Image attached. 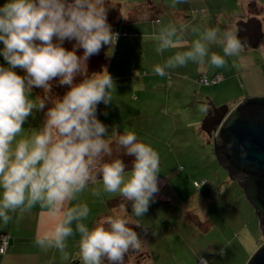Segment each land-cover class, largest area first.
Segmentation results:
<instances>
[{
    "label": "clouds",
    "instance_id": "clouds-1",
    "mask_svg": "<svg viewBox=\"0 0 264 264\" xmlns=\"http://www.w3.org/2000/svg\"><path fill=\"white\" fill-rule=\"evenodd\" d=\"M179 31L183 32V27ZM157 39L158 53L182 43L173 25L161 29ZM65 40L76 41L72 51L62 46ZM117 40L118 33L107 22L104 0H8L0 7V42L4 46L0 55L8 65L0 66V221L7 225L13 219L11 214L19 213L20 219L37 206L41 215L62 217L50 234L37 236L35 244L64 253L75 224L80 235V264H103L105 260L124 264L125 255L130 249H140L142 240L127 226V220L111 216L90 229L84 223L90 213L88 205L68 206L71 201L102 177L105 192L119 193L132 202L134 216L144 217L159 191V154L138 142L134 133L112 132L118 135L117 144L125 154L135 157L130 173L122 159L104 162L106 156L111 157L112 148L104 138L109 136L108 130L97 118V106L112 102L115 84L106 69L89 76L86 62L104 45L111 50ZM211 44L221 46L224 56L209 55ZM81 48L83 56H78ZM241 50L242 41L233 32L209 28L192 41L190 50L177 52L163 66L155 65L153 72L163 77L168 75L166 69L189 61L220 68L226 64L224 57L238 56ZM16 68L25 75H18ZM78 76L83 80L74 83ZM56 78L60 86H71L70 90L51 100L53 107L45 113L40 129L25 130L23 125L33 111L46 107ZM34 87L46 94L43 99L36 98L39 103L31 98ZM92 194L98 197L100 191L93 188ZM143 229L147 233L148 229ZM199 264L208 262L201 256Z\"/></svg>",
    "mask_w": 264,
    "mask_h": 264
},
{
    "label": "crops",
    "instance_id": "crops-1",
    "mask_svg": "<svg viewBox=\"0 0 264 264\" xmlns=\"http://www.w3.org/2000/svg\"><path fill=\"white\" fill-rule=\"evenodd\" d=\"M138 2L134 4L127 19L130 24L137 25V29L140 28L143 36L141 41H138V32H134L130 37L132 39L130 42L141 50L147 51L148 46L159 45L157 37L160 30L173 25L178 29V36L181 38L182 43L178 47L164 50L170 54L168 58L174 56L177 52L190 50L192 41L198 39L196 35L202 33L205 29L220 26L221 33L225 30H230L236 35L241 28V23L252 17L261 19L264 23V0H186V2L182 3L177 2V0H145L144 7H147L146 9L137 5ZM168 3H170V7H168ZM158 4L163 7L162 12L159 14H157ZM140 5L142 6V4ZM164 19H166V25L164 24ZM181 27L184 29L183 32L179 31ZM193 28L198 29V31L193 32ZM150 36L155 43L148 39ZM242 48L250 47L242 45ZM119 51V48H117L116 54H119ZM211 53L224 56L222 47L215 44L209 45V55ZM224 58L226 60L225 65L230 60L228 65L250 67L247 71L245 68V75L250 74L253 76L252 79L261 80V82L264 80V72L261 71V67L264 68V61L254 59L253 54L249 51L242 49L238 56H227ZM110 61L112 62L109 63L107 71L112 76L115 86L111 91L112 102L107 106L103 103V112L99 119L108 130L109 136L104 138H108L109 142H111L116 136L112 133L113 129L117 133L123 132L127 134L132 132L136 135L137 140L150 145L158 152L160 161H187L190 163V167L197 165L200 173H192L189 176L194 183L195 190L193 194L187 196L186 200H184L182 187L184 184L187 185V183L183 180L184 178L182 179L183 173H177L175 167H172V171L165 172L166 175L162 179L163 183L158 184L159 191L154 194V202H150L149 210L144 217L134 216L132 202L124 200L119 193L105 192L101 179L97 180L95 185L90 184L84 192L79 194L78 199L71 201L68 206L77 203H86L88 205L90 213L84 223L90 229L94 228L99 220L111 216L127 220L128 227H131L134 231H139L146 238L157 233L155 225L157 224L158 216L156 215L160 206L165 205L172 209L174 205H180L186 211L187 209L190 212L192 210L203 211L202 217L204 218L202 220L207 227L212 226V220L209 218L211 211L215 213L220 211L230 215L231 211L234 210L230 217L234 221H240L241 223L243 221H251L253 225L255 224V231L251 230L246 224L241 232V237L240 235H232L235 244L238 246L239 242L242 241L247 249L248 243H254L255 245L259 241V248L264 241L259 235V231L261 232L262 230L260 220L255 209L242 196L241 187L237 184L239 189L237 191L238 189L236 190L232 188L233 186L226 185L220 178L215 180L212 166L204 162H211L212 153L210 147L211 144L213 146L212 138L201 127V119L205 112L207 113V110L189 109L191 103L198 105L200 103L195 101L205 98L207 93V90L204 91L205 87L211 85L217 87L224 84L227 80V73H223V76H221L218 73L222 69H216V71L211 72L207 68L211 65L210 63L201 66L189 61L185 66L180 67H197L194 73L197 77L192 75V78H189V75L181 71L172 72V70V73L163 77L154 74V72L152 74H140L135 77L133 74H126L129 66V63L126 62L125 74L118 76L111 72V69L113 70L114 65L117 63L112 58ZM138 70V68L131 69L132 73ZM201 73L210 77H220V80L217 84H201L199 83V79L203 77L200 75ZM222 77L225 78V81H223ZM174 83H177V85L174 86ZM208 88L210 89V87ZM195 89L198 91H195ZM36 90L34 87L31 98L34 99V102L39 103L42 95ZM253 95L252 93L251 96H248L256 98V94L254 97ZM259 97H264V95ZM50 107H53V104ZM46 112L47 110L44 109L34 110L33 114L29 116L23 125L24 129H40L46 119ZM105 121L107 123H104ZM146 127L149 128L148 131H154L155 135L150 136L153 138L145 140L139 134V129ZM201 162L203 163L201 164ZM127 172L130 173V171ZM158 176L160 177L161 174ZM174 180L180 184L178 189L173 186ZM196 183H200V186H197ZM93 188L100 191V196L97 197L92 194ZM11 215H13V219L7 225L0 221V232L6 233L9 239L5 254L0 253V264H80V235L75 232V224H73L74 234L67 239L65 252L61 253L55 248L41 249L35 244V240L37 236L50 234L62 217L54 218L41 215L39 206L33 208L31 212L24 213L20 219H17L19 213ZM137 224L142 227H137ZM143 228L148 229L147 233H145ZM261 234H263V231ZM142 247L144 246L141 244L140 249L132 250V252L129 250V255L127 260H124V264H131L130 261L133 260V255L140 254ZM145 251L148 256V250L146 249ZM65 254L67 258H65ZM103 264L108 263L104 261Z\"/></svg>",
    "mask_w": 264,
    "mask_h": 264
},
{
    "label": "rangeland",
    "instance_id": "rangeland-1",
    "mask_svg": "<svg viewBox=\"0 0 264 264\" xmlns=\"http://www.w3.org/2000/svg\"><path fill=\"white\" fill-rule=\"evenodd\" d=\"M116 1L122 5L121 16L123 19L129 18L131 9L133 8L134 4H136V2L138 1L139 2L137 5L145 9L147 8L144 7L145 0ZM7 2L8 0H1L0 7H2ZM110 2L111 1H109V3ZM114 3L115 0H113L111 4H108L106 6L107 14L118 13L117 10L115 11L117 6ZM139 3L142 4V6ZM131 4L133 6H131ZM168 7H170V3H168ZM162 8L163 7L158 4L157 14L162 12ZM165 21L166 19H164V24L166 25ZM262 24L264 30L263 21ZM136 26L137 25H127L125 29L123 28L124 31L129 33V36L120 38L113 48L114 52L112 60H115L117 64L114 65L113 70L111 69V72L115 73L118 76H122L123 74H125V69L127 67V65L125 64L126 62L129 63L126 74H133L135 77H138L140 74H152L154 66L158 64L163 66L166 62V59H168V56L170 55L165 51H163L162 53H158L156 51L157 47L159 46L158 44L150 45V47L148 46L147 51H143L138 46H135L133 43H131L130 41H132V39H130V34L138 32V41H141V38L143 36L140 28L137 29ZM216 28L220 29V26ZM200 34L201 33H198L196 36L199 38ZM237 35L238 33L236 34V37ZM148 39L155 43L154 39L151 36ZM55 42L57 41L54 38V43ZM75 44V40H65L62 46L68 51H72ZM3 47V43L0 42V49H2ZM117 48H119L120 50L119 54H116ZM242 49H245L246 51L252 53L254 59L256 58L258 61H264V42L261 43L259 48L254 50L250 48ZM76 54L79 55L78 52ZM96 55L97 54L92 55L91 58H93V60H96L97 62L99 60L94 57ZM89 61L86 62L87 65L90 63ZM229 62L230 60H228L227 65L220 68L212 65H209V67H207L208 69H210L211 72L216 71V69H222V71H220L218 74H221V76H223V73H227V80L224 84L218 85V88L214 85L205 87L204 91L207 90L205 98L197 99L195 102L200 103L198 105L195 103H191L190 106L188 105L189 109L206 108L207 110L208 106L205 104H208L210 102L216 107L227 106L230 109H233L235 106H237L244 100L252 98L248 96H251L252 93L254 95L256 94L255 97L264 95V80H262L261 82V80L259 81L252 79L253 76L250 74L245 75V68L247 71L248 69H250V67H237L235 65H228ZM0 66L8 67L7 62L4 60L2 55H0ZM132 68H138L139 70L132 73ZM166 70H168L166 71L168 72V74L172 73L173 71H181L182 73L189 75V78H192V75L197 77V75H194L197 70V67L193 66L176 67L174 69ZM14 71H16L18 75H25L24 70L20 68H16L14 69ZM261 71L264 72L263 67H261ZM137 72H139L138 75H136ZM200 75H202L203 77H207L209 81H214L216 79V77H210L204 73H201ZM222 78L223 81H225V78ZM75 81H78L77 78ZM173 85L176 86L177 83H174ZM208 87H210V89ZM36 89V91H38L40 95H46L42 88ZM195 91L198 90L195 89ZM206 115L207 113L205 112V115L201 119V127ZM104 123L107 122L105 121ZM148 130V127L139 129V134L145 140L153 138L150 136L155 135L154 131L150 132ZM210 149L212 153V160L211 162H204L206 164L209 163L212 166V173L215 174V180H218V178H220V180L222 182H225L226 185H229L231 187L233 186L232 188H235L237 190V182H234L231 179L229 173L220 165L214 153V148L212 144ZM202 163L203 162H201V164ZM189 164L190 163H188L187 161H160L159 174H161V176H158L157 178V181H159L158 184L163 183L162 179H164V176L166 175L165 172H170L172 171V167H175V169H177V173H183L182 179L184 178L183 180L187 183V185L184 184L182 187V197L184 200H186L185 198L193 194L195 190V187L193 186L194 183L189 176L192 175V173H200V170L197 165L190 167ZM216 172H218V174H216ZM228 181L230 182L228 183ZM174 182L175 183L173 184V186L178 189V187H180V184L175 180ZM237 191H239V189ZM104 196H106V194H104ZM233 211L234 210L231 211L230 215L227 213H221L220 211H218L217 213L211 211L209 218H211L212 220V226L207 227L205 226L202 220L204 218L202 217L203 211L192 210L190 212L188 209L186 211L184 207L180 205H174L172 209L168 208L165 205L160 206L157 209L156 215L158 216L157 224L155 225V227L157 228V233L155 235H150L151 237L148 236V238H146L145 236H143L142 233L136 231L139 238L142 240L141 244L144 247L141 248L142 252H139L140 254L133 257V260L130 261V263L199 264V258L203 256L207 260L208 264H247L251 257L254 255V253L257 251L259 241L255 245L254 243H248V248L246 249V245L242 241H240L239 245L237 246L234 242V239L232 238V235H240L241 237V232L243 231V228L246 224H248V227L251 230L255 231V224L253 225L251 221H243L242 223L240 221H234L233 218H230ZM255 221L257 222L256 218ZM261 233L262 230L261 232L259 231V235L263 240L264 236H262L263 234ZM146 249L148 250V256L146 255Z\"/></svg>",
    "mask_w": 264,
    "mask_h": 264
},
{
    "label": "water",
    "instance_id": "water-1",
    "mask_svg": "<svg viewBox=\"0 0 264 264\" xmlns=\"http://www.w3.org/2000/svg\"><path fill=\"white\" fill-rule=\"evenodd\" d=\"M237 38L243 46L256 49L264 42L262 22L252 17L240 25ZM203 131L212 138L214 151L231 168L232 180L243 187L246 178L254 181L248 200L264 228V97L246 99L233 109L207 104ZM221 165V166H222ZM263 222V224H262ZM247 264H264V241Z\"/></svg>",
    "mask_w": 264,
    "mask_h": 264
},
{
    "label": "trees",
    "instance_id": "trees-1",
    "mask_svg": "<svg viewBox=\"0 0 264 264\" xmlns=\"http://www.w3.org/2000/svg\"><path fill=\"white\" fill-rule=\"evenodd\" d=\"M1 1V0H0ZM109 1L113 2V0H104V3H105V7L108 5V4H111V2L109 3ZM68 2H74V0H68ZM117 7L115 9V11L117 10L118 13H108L107 14V22L111 25V30L114 32V33H118V40L122 37H126V36H129V33L124 31L123 28L125 29V27L127 25H132L130 24V21H128V19H123L122 16H121V12H122V5L117 2L115 0V3H114ZM131 6H133L131 4ZM130 6V7H131ZM132 35V34H130ZM137 35V34H136ZM117 40V42H118ZM116 45V44H115ZM108 47V48H107ZM114 48V47H113ZM112 48V50H113ZM110 50L109 46L107 45H104L100 52L94 56L97 58V61L96 60H93V58H89V64L87 65V73L89 76H91L92 74H95V73H102L105 69L107 70L108 69V66H109V63L111 58H112V54H113V51ZM78 56H83V52L84 50L81 48V49H78ZM84 77L82 76H78L77 77V80L78 81H75L74 83H79L83 80ZM203 78H206L208 80L207 77H202L199 79V83H201V79ZM209 81V80H208ZM219 82V81H218ZM218 82H215L214 81H209L210 84H217ZM201 84H204V83H201ZM208 84V85H210ZM206 85V84H204ZM71 86H68V85H64V86H60L59 83H58V78H56L54 81H53V86L51 88V91L47 94V96L50 98L47 102H46V107L44 108V110H48V108H51L50 106H52V103H51V100L52 99H55L57 97L59 98H62L69 90H70ZM41 97V96H40ZM45 97L42 96V98L40 99H43ZM102 112H103V102H100L97 106V118L100 119L101 115H102ZM118 134H125L123 132H118ZM117 140H118V135L115 136V138L110 142V147L112 148V155L111 157H105L104 158V162H111L112 160H115V159H122L123 162L125 163L126 165V168H125V171H131L132 170V166H133V161L135 159L134 156H127L125 154V149L120 147L118 144H117ZM138 142H140L138 140ZM214 150V149H213ZM216 157H217V160L219 161L220 165H222L224 163V161L218 156L217 152L214 151ZM223 167V165H222ZM228 173L231 172V168H227V167H223ZM102 179V177H98V180ZM234 181V180H233ZM254 181V179L252 178H246L244 179L243 181H241L243 183V187H241V191H242V196L245 197V199H247L246 201L248 200H251L250 197L252 196V192H253V184L252 182ZM237 182V181H235ZM238 184V182H237ZM197 186H200V183H196ZM249 202V201H248ZM250 203V202H249ZM102 220V219H101ZM99 220L97 222V224L101 221ZM263 224V222H262ZM264 225V224H263ZM263 234H264V228H263ZM6 237L7 238V241H8V244H9V239H8V236L6 233L4 232H0V239L1 237ZM8 244H7V247H8ZM7 250V248H6ZM131 250V249H130ZM6 252V251H5ZM132 252V250H131ZM1 253V252H0ZM1 254H5V253H1ZM132 254V253H131ZM128 253L125 255V258L124 260H127V257H128ZM133 257H135L133 255ZM106 261V260H105ZM106 263H108L106 261Z\"/></svg>",
    "mask_w": 264,
    "mask_h": 264
},
{
    "label": "built area",
    "instance_id": "built-area-1",
    "mask_svg": "<svg viewBox=\"0 0 264 264\" xmlns=\"http://www.w3.org/2000/svg\"><path fill=\"white\" fill-rule=\"evenodd\" d=\"M219 80H220V77H217L215 79V82H218ZM201 83H204L206 85L210 84L206 78L201 79ZM7 244H8L7 238L4 236L1 237V239H0V252L1 253H5L6 248H7Z\"/></svg>",
    "mask_w": 264,
    "mask_h": 264
}]
</instances>
